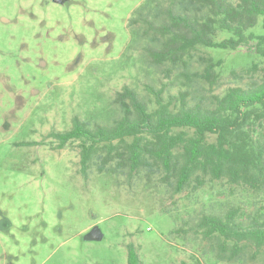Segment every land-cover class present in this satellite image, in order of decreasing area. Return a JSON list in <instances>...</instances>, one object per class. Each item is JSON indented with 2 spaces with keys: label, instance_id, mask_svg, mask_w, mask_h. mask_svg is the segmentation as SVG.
Returning a JSON list of instances; mask_svg holds the SVG:
<instances>
[{
  "label": "rangeland",
  "instance_id": "obj_1",
  "mask_svg": "<svg viewBox=\"0 0 264 264\" xmlns=\"http://www.w3.org/2000/svg\"><path fill=\"white\" fill-rule=\"evenodd\" d=\"M144 1L0 0V264H126L128 245L141 264L264 263V250L253 248L224 262L192 228L203 213L261 200L248 190L207 181L174 193L157 174L128 179L94 168L84 178L77 143L57 148L51 136L70 130L74 117L110 125L123 86L146 99V85L164 97L188 91L193 103L258 82L259 73L241 74L252 62L264 66L253 43L202 50L222 62L212 89L193 77L196 64L152 66L132 32L140 25L130 23ZM94 226L102 239L86 240Z\"/></svg>",
  "mask_w": 264,
  "mask_h": 264
},
{
  "label": "trees",
  "instance_id": "obj_2",
  "mask_svg": "<svg viewBox=\"0 0 264 264\" xmlns=\"http://www.w3.org/2000/svg\"><path fill=\"white\" fill-rule=\"evenodd\" d=\"M134 13L130 23L140 28L132 32L146 60L168 70L196 64L200 70L193 77L210 89L219 81L222 62L203 49L235 51L253 43L264 59V0H145ZM222 33L227 37L219 40ZM254 73L258 82L251 87H229L193 103L188 91L164 97V89L146 85L151 96L146 99L123 86L112 99L118 116L110 125L90 128L74 117L70 130L51 136L57 148L77 143L84 178L93 168L128 179L148 172L174 193L185 194L207 181H224L261 199L203 213L192 226L216 244L220 260L231 262L247 248L264 250V66L252 62L241 70L242 76ZM126 264H141L133 245L127 246Z\"/></svg>",
  "mask_w": 264,
  "mask_h": 264
},
{
  "label": "water",
  "instance_id": "obj_3",
  "mask_svg": "<svg viewBox=\"0 0 264 264\" xmlns=\"http://www.w3.org/2000/svg\"><path fill=\"white\" fill-rule=\"evenodd\" d=\"M54 3L57 4H63L65 2V0H52ZM102 234L100 233V230L98 229V227L94 226L92 227L86 234L85 239L86 240H101L102 239Z\"/></svg>",
  "mask_w": 264,
  "mask_h": 264
}]
</instances>
